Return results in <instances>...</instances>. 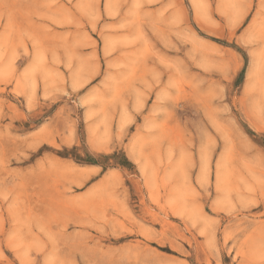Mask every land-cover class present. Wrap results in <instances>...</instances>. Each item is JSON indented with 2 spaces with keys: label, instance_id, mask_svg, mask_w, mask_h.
<instances>
[{
  "label": "rangeland",
  "instance_id": "1",
  "mask_svg": "<svg viewBox=\"0 0 264 264\" xmlns=\"http://www.w3.org/2000/svg\"><path fill=\"white\" fill-rule=\"evenodd\" d=\"M0 264H264V0H0Z\"/></svg>",
  "mask_w": 264,
  "mask_h": 264
},
{
  "label": "bare ground",
  "instance_id": "2",
  "mask_svg": "<svg viewBox=\"0 0 264 264\" xmlns=\"http://www.w3.org/2000/svg\"><path fill=\"white\" fill-rule=\"evenodd\" d=\"M196 1V0H195ZM194 3V2H193Z\"/></svg>",
  "mask_w": 264,
  "mask_h": 264
}]
</instances>
